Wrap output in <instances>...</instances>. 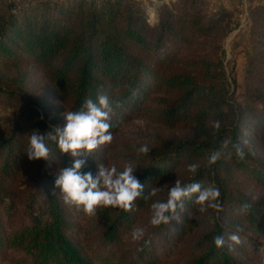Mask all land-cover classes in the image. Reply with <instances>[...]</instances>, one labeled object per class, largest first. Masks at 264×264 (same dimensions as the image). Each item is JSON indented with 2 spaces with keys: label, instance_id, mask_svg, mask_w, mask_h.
Listing matches in <instances>:
<instances>
[{
  "label": "trees",
  "instance_id": "1",
  "mask_svg": "<svg viewBox=\"0 0 264 264\" xmlns=\"http://www.w3.org/2000/svg\"><path fill=\"white\" fill-rule=\"evenodd\" d=\"M157 3L150 19L140 0H0V106L9 111L0 132V264H264V3L249 9L237 94L223 63L231 14L206 0ZM99 94L112 107V140L86 155L81 171L123 168L144 143L150 151L134 173L144 189L133 206L86 215L53 186L71 158L54 141L46 160L24 152L32 130L53 132ZM134 120L153 132L115 141ZM234 144L244 159L230 155ZM212 151L219 157L208 165ZM175 180L218 187L220 209L201 211L193 196L168 224L151 226L150 204ZM154 186L163 188L145 199ZM134 227L144 229L139 241ZM237 228L238 245L215 247L214 236Z\"/></svg>",
  "mask_w": 264,
  "mask_h": 264
},
{
  "label": "clouds",
  "instance_id": "2",
  "mask_svg": "<svg viewBox=\"0 0 264 264\" xmlns=\"http://www.w3.org/2000/svg\"><path fill=\"white\" fill-rule=\"evenodd\" d=\"M111 104L107 95L99 94L95 100L88 98L82 107L76 111L64 113V124L54 126L53 132L41 133L32 130L28 137L25 154L29 160H46L49 157V141H54L58 152L67 154L71 164L59 168L53 181L54 189H58L65 204H73L82 208L86 215H93L98 207H114L125 211L133 206L137 197L141 196L144 185L134 174L138 166L139 157L149 153L147 143L135 148L137 160L126 163L123 168L115 164L105 166L97 165L95 173L81 171L85 164L84 157L97 146L110 143L112 132L110 124ZM214 128H219V121L214 123ZM234 154L237 160L245 158L243 145L234 144L230 155ZM219 153L212 151L207 157V164L212 165L218 159ZM198 165L189 163L187 171L195 174ZM163 186H154L147 193L145 199L154 197ZM194 196V203L205 208L220 209V191L218 187H201L199 182L181 183L175 180L167 189L165 199H155L150 204L151 216L149 224L153 227L168 224L176 209L181 207L183 201ZM250 205L244 203L240 207L241 213H246ZM240 229L237 228L227 235L213 237V244L220 248L225 244L231 249L240 243ZM144 236V229L134 227L131 230V239L139 241ZM147 243V241H145Z\"/></svg>",
  "mask_w": 264,
  "mask_h": 264
},
{
  "label": "rangeland",
  "instance_id": "3",
  "mask_svg": "<svg viewBox=\"0 0 264 264\" xmlns=\"http://www.w3.org/2000/svg\"><path fill=\"white\" fill-rule=\"evenodd\" d=\"M16 5H22L28 0H12ZM146 10L151 15L150 19L155 17V8L159 3L150 0H140ZM210 11H219L221 9L231 14L228 24L229 34L224 40L223 63L227 73V83L230 91L237 89L240 93L243 87L244 69L246 65V50L248 47V27H249V9L264 0H206ZM9 2V0H8ZM168 1L164 2L167 3ZM9 111L0 106V132L4 129ZM151 126L144 122L134 120L127 125H123V133L116 140H127L134 138L139 133H152ZM264 254V251H261ZM6 264H12L10 260Z\"/></svg>",
  "mask_w": 264,
  "mask_h": 264
},
{
  "label": "water",
  "instance_id": "4",
  "mask_svg": "<svg viewBox=\"0 0 264 264\" xmlns=\"http://www.w3.org/2000/svg\"><path fill=\"white\" fill-rule=\"evenodd\" d=\"M150 1H153V2H166V1H169V0H150Z\"/></svg>",
  "mask_w": 264,
  "mask_h": 264
}]
</instances>
